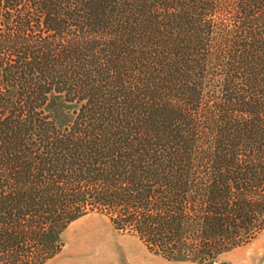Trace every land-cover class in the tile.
<instances>
[{
	"label": "trees",
	"instance_id": "1",
	"mask_svg": "<svg viewBox=\"0 0 264 264\" xmlns=\"http://www.w3.org/2000/svg\"><path fill=\"white\" fill-rule=\"evenodd\" d=\"M90 213L198 264L264 230V0H0V264Z\"/></svg>",
	"mask_w": 264,
	"mask_h": 264
},
{
	"label": "rangeland",
	"instance_id": "2",
	"mask_svg": "<svg viewBox=\"0 0 264 264\" xmlns=\"http://www.w3.org/2000/svg\"><path fill=\"white\" fill-rule=\"evenodd\" d=\"M54 116L59 124L70 123L72 104L60 100ZM62 239V251L46 264H198L167 260L150 252L136 236L116 230L107 216L99 213L73 221ZM218 264H264V230L249 243L223 254Z\"/></svg>",
	"mask_w": 264,
	"mask_h": 264
},
{
	"label": "crops",
	"instance_id": "3",
	"mask_svg": "<svg viewBox=\"0 0 264 264\" xmlns=\"http://www.w3.org/2000/svg\"><path fill=\"white\" fill-rule=\"evenodd\" d=\"M151 252V251H150Z\"/></svg>",
	"mask_w": 264,
	"mask_h": 264
}]
</instances>
